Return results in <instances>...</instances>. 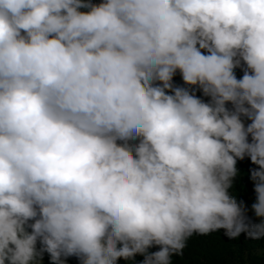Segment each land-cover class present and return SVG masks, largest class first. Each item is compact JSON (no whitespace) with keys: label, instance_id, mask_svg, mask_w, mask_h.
I'll list each match as a JSON object with an SVG mask.
<instances>
[{"label":"clouds","instance_id":"clouds-1","mask_svg":"<svg viewBox=\"0 0 264 264\" xmlns=\"http://www.w3.org/2000/svg\"><path fill=\"white\" fill-rule=\"evenodd\" d=\"M220 229L264 239V0H0V264H173Z\"/></svg>","mask_w":264,"mask_h":264},{"label":"trees","instance_id":"trees-1","mask_svg":"<svg viewBox=\"0 0 264 264\" xmlns=\"http://www.w3.org/2000/svg\"><path fill=\"white\" fill-rule=\"evenodd\" d=\"M92 3L99 4L101 0H91ZM243 68L246 65L235 70L238 79L244 75ZM173 83L176 86L187 87L184 84L179 72L174 76ZM196 95L208 101V97H204L200 91ZM231 108V105H228ZM246 125L251 123L246 120ZM251 140V137H249ZM237 168L238 176L235 178L233 187L229 190L230 194L235 196L238 202L242 201L247 208V214L250 211L249 201L253 199L256 202V193L254 191V182L250 178L252 169L258 168L257 165L252 164L249 157L243 160H238ZM251 222L260 223V218L253 213ZM38 247L40 245L38 244ZM158 247L149 249L150 252L158 251ZM144 259L143 256L137 255L135 260L126 261L121 258L118 264H140ZM173 264H264V239H252L247 234L242 233L239 238L231 239L225 235V230L220 229L209 235L194 234L187 242L186 248L182 255L173 256ZM50 264V261L44 262ZM66 264H80V260L76 257H69Z\"/></svg>","mask_w":264,"mask_h":264},{"label":"rangeland","instance_id":"rangeland-1","mask_svg":"<svg viewBox=\"0 0 264 264\" xmlns=\"http://www.w3.org/2000/svg\"><path fill=\"white\" fill-rule=\"evenodd\" d=\"M254 203H255V202L253 201V199H250V201H249L250 211H249V213L247 214L249 220H251V216H250V215H252V214L254 213V211H253V209H252V205H253ZM46 261H50V257H49V255H48L47 253L44 254V257H43V264H44V262H46Z\"/></svg>","mask_w":264,"mask_h":264}]
</instances>
